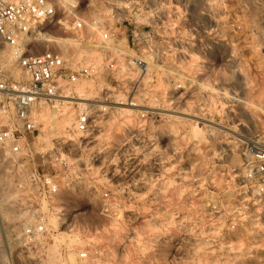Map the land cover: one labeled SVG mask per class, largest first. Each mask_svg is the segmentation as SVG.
<instances>
[{
	"label": "rangeland",
	"instance_id": "rangeland-1",
	"mask_svg": "<svg viewBox=\"0 0 264 264\" xmlns=\"http://www.w3.org/2000/svg\"><path fill=\"white\" fill-rule=\"evenodd\" d=\"M148 3L178 24L184 47L194 44L196 56L183 66L182 104L152 105L161 117L142 123L137 113L126 119L118 111L81 144L53 128L55 121L45 125L52 146L41 137L35 152L47 154L62 138L77 142L48 216L51 230L36 248L3 250L0 264H264V196L243 177L246 148L264 149V0ZM45 32L67 37L58 26ZM54 40L31 39L25 55L67 57L71 42ZM11 53L0 43L2 65ZM16 60L4 69L15 79ZM94 87L86 99L97 97ZM30 162L0 164L6 227L35 221L21 184Z\"/></svg>",
	"mask_w": 264,
	"mask_h": 264
},
{
	"label": "built area",
	"instance_id": "built-area-1",
	"mask_svg": "<svg viewBox=\"0 0 264 264\" xmlns=\"http://www.w3.org/2000/svg\"><path fill=\"white\" fill-rule=\"evenodd\" d=\"M94 1L0 0V43L5 47H29L31 39L55 26L64 28L71 42L67 57L50 51L19 55L17 79L9 77L0 60V164L30 159L31 170L21 184L30 192L29 206L35 214V221L23 227H6L0 220V253L40 246L51 230L48 216L60 179H67V154L77 142L62 138L47 154L35 152L41 147L45 124L40 114L45 109L66 99L62 102L75 117L68 136L81 144L118 111L131 110L142 123L161 117L152 105L183 102V66L196 55L194 44L184 47L178 24L162 20L161 5L148 0ZM85 84H98L100 90L95 99L78 103L76 89ZM243 175L245 186L263 197L264 149L246 148Z\"/></svg>",
	"mask_w": 264,
	"mask_h": 264
},
{
	"label": "bare ground",
	"instance_id": "bare-ground-1",
	"mask_svg": "<svg viewBox=\"0 0 264 264\" xmlns=\"http://www.w3.org/2000/svg\"><path fill=\"white\" fill-rule=\"evenodd\" d=\"M58 38V37H57ZM55 39V40H54ZM40 40H48L49 42H52L53 40L56 41L57 43L59 44H64L65 42H68L67 40V37L65 39L63 38H59V39H56V38H53L52 36H50L49 34H47V32H42L38 37L32 39V41H40ZM65 45V44H64ZM25 52H26V49L25 48H20L19 50H12V53L8 56L7 58V61L5 62V65H2V67L4 66L3 69L9 71L10 69V66H9V62L16 60L18 59V56L19 55H25ZM4 64V63H3ZM13 70V69H12ZM90 90L89 92L86 91L85 92V88L81 86L80 89L77 90V93H78V96H80L81 98H78V99H75V101H77L78 103L80 102H85L86 101V97H90L92 95L93 92H95V87L94 85H91L90 87ZM85 97V98H84ZM237 97V96H236ZM87 98V99H88ZM234 100V99H233ZM62 101H66V99H63ZM57 102L56 103V106L54 107V109H45L41 114H40V119L45 123V125L49 126V123H51L52 121H55V126H53V128L57 127L58 126L61 128V132H63L64 134H68L70 132V130L72 129V126H73V123H72V118L69 116V110H67L66 107L67 106V103L65 102ZM236 102L238 103H241L239 100H236ZM55 109H58L59 112L57 113H61L62 112V117L59 116V114H57L58 116L56 115H53L55 113H52L53 110ZM122 114H123V118H126V119H129V117L131 116L132 112L131 110H121ZM71 115V114H70ZM201 116V115H200ZM58 118H61L60 120ZM59 120V122H58ZM57 121V122H56ZM59 124V125H58ZM52 128V129H53ZM51 128L49 130H52ZM48 131V130H47ZM46 131V132H47ZM43 138L44 140V143L47 145L46 147H51L52 146V140L51 138L48 136L47 133H42L40 138ZM60 138V137H57V139ZM7 202V201H6ZM5 212V209H3V206L0 207V215H2V217H5V215H8V214H4ZM10 212V211H9ZM9 216V215H8ZM14 216V215H12ZM7 217V216H6ZM8 218V217H7ZM10 218V216H9ZM8 218V219H9ZM4 219V218H2ZM11 219V218H10ZM16 219V218H15ZM56 219V218H55ZM6 220V219H4ZM8 221V220H6ZM54 222V220H53ZM56 222V221H55ZM55 224V223H54ZM54 226V225H53ZM56 226V225H55ZM63 232V231H62ZM64 234V232H63ZM2 255V253H1ZM4 257H0V260H4L3 259Z\"/></svg>",
	"mask_w": 264,
	"mask_h": 264
}]
</instances>
